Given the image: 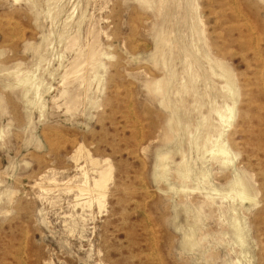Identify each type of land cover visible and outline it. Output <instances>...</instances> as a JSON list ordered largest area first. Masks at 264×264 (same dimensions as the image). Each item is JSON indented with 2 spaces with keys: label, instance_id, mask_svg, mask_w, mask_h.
Returning <instances> with one entry per match:
<instances>
[{
  "label": "rangeland",
  "instance_id": "obj_1",
  "mask_svg": "<svg viewBox=\"0 0 264 264\" xmlns=\"http://www.w3.org/2000/svg\"><path fill=\"white\" fill-rule=\"evenodd\" d=\"M160 4L0 0V264H264V0Z\"/></svg>",
  "mask_w": 264,
  "mask_h": 264
},
{
  "label": "bare ground",
  "instance_id": "obj_2",
  "mask_svg": "<svg viewBox=\"0 0 264 264\" xmlns=\"http://www.w3.org/2000/svg\"><path fill=\"white\" fill-rule=\"evenodd\" d=\"M146 1H147V3L150 6H152L157 12L160 13V11H161V4H160L161 0H159L158 2L154 1V3H152L151 0H146ZM175 7H176V4H175ZM95 59H96V56L93 59V61L91 62L93 64V67H95L97 65V60H95ZM219 66H220L219 68L221 70L223 69L225 71V74H226L225 75V84H226L227 88L225 90L228 92V97H230V99L232 101H234L235 95L238 93V90L235 87V85H236L235 84V80L232 77V75H230V73L228 71V68L225 67L224 64H221ZM93 67H90V68H93ZM210 67H211V70L213 71V74H214L215 71L213 69L212 63H210ZM214 75H216V74H214ZM191 76H192L194 82H196L198 79L201 78L200 73L198 71H193L191 73ZM222 78L224 79V77H222ZM183 82H184V88H185L186 85H187V81L185 79H183ZM162 87H164V88L166 87L165 83H164V85H162ZM198 108L200 109L201 106L199 105ZM200 110H202V108ZM229 111H232V109L229 108ZM219 115H220V122L218 123V125L216 127V129H217L216 131L217 132H216L215 135H212L213 137H215V147L217 149V152H216V154H213L212 159H214L217 163H219V166L225 167V166L228 165V160H226V156L228 155V153L226 152L225 147L223 145H220L219 142H220L221 138L224 136L225 129L228 126L229 120H230L231 117L230 116H224V115H222L220 113H219ZM208 116H209V112H207L206 115L202 116V119H201V123L202 124L206 123V121L208 119ZM207 139L210 140V135H207ZM178 165L180 167H184L182 170H180L179 175H181V178L187 179L189 177L188 176L189 175V170H188V168L186 166V157H181V160L178 163ZM111 173L112 172H111V168L110 167H108L106 169H102L99 172L98 179L94 180L93 186H90L88 184V180L85 183L83 182L84 184H82V185L77 187V190H76L77 191V197L80 198V197H84V196H87V195H92V193L96 190L95 188H98L99 190L97 189V192H96V194L98 195V197L96 198V201H97V203H99L102 206L103 200L105 198L106 183L111 178ZM231 183H233V185L231 187H235L236 186V187L240 188L239 191H237V195L240 197L241 200H243V201L248 200L251 204H253V205L256 204V197H255L254 189L251 187L250 183L247 182V180L244 177L242 179H234V181L231 182ZM208 199L213 201L212 198H208ZM191 213L194 215V218H195V223L194 224H195V226L198 227L199 216L202 214V209L197 210V211L191 210ZM233 231L239 232L240 231V227L238 225H235ZM196 236H197L196 232H193L191 235H187L185 237L186 243L189 240H195ZM230 264H237V263L231 262Z\"/></svg>",
  "mask_w": 264,
  "mask_h": 264
}]
</instances>
